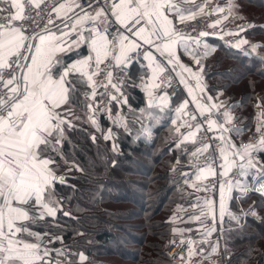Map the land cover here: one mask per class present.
<instances>
[{"label":"snow or ice","instance_id":"6c2138e0","mask_svg":"<svg viewBox=\"0 0 264 264\" xmlns=\"http://www.w3.org/2000/svg\"><path fill=\"white\" fill-rule=\"evenodd\" d=\"M240 9L235 0H0V264H77L74 256L83 264L89 259L65 245L57 220L60 214L78 219L66 207L70 194L61 190H75L66 165L87 171L63 146L84 130L80 122H87L118 150L116 134L111 127L102 131L98 113L128 130L126 117L114 116L112 106L128 105L125 89L137 86L129 74L133 67L146 97L136 117L144 139L152 137L153 120L175 113L169 170L180 202L168 218L173 225L168 264L251 259L256 249L234 257L228 242L245 217L264 219V94L254 99L252 132L238 121V105L220 99L226 89H209L202 63L217 47L206 39L210 36L264 63V43L248 38L255 25ZM198 17L210 31L192 35L196 27L188 22ZM180 49L190 62L181 59ZM216 75L233 78L231 71ZM174 78L190 100L177 97L173 109L167 88ZM205 115L206 121L200 119ZM246 132L251 135L244 138ZM91 139L97 138L92 134ZM182 160L184 167H178ZM250 193H258L259 200L247 209L235 203L246 202ZM177 221L193 226L178 227ZM39 222L46 230L33 229ZM53 225L61 230L51 231ZM259 252L264 255V248Z\"/></svg>","mask_w":264,"mask_h":264},{"label":"trees","instance_id":"16d2710c","mask_svg":"<svg viewBox=\"0 0 264 264\" xmlns=\"http://www.w3.org/2000/svg\"><path fill=\"white\" fill-rule=\"evenodd\" d=\"M236 1L246 19L255 25L248 29V38L264 43V0ZM208 40L217 45L205 62L209 89L225 88L224 99L238 105L235 115L241 126L254 130V99L264 94V63L256 56L228 49L216 38ZM132 70V80L136 82L135 68ZM229 71L232 79L216 75ZM125 91L132 106L127 131L109 121L105 113L98 114L102 131L111 127L116 134L117 151H113L111 140H104L102 132L87 122H80L84 130L72 134L71 142L64 144L65 154L70 159L74 157L87 171L81 172L71 163L66 165L71 169L67 176L75 190L67 186L61 190L63 195L70 194L66 207L78 219L60 214L57 220L61 222L65 245H71L73 253L83 251L88 256L83 264H168L166 251L173 226L168 218L180 202L172 184L175 174L169 170L175 155L169 151L173 127L170 121L175 114L166 111L159 121L153 120V135L145 140L132 118L145 105L144 93L132 85ZM92 134L96 141L91 139ZM251 200L258 201L259 194L250 193L245 203ZM260 216L264 217V212ZM190 224L177 221L175 226ZM32 227L44 231L47 225L39 222ZM50 230L61 229L53 225ZM76 230L83 235L74 234ZM228 243L234 257L243 256L250 248L256 249L249 261L234 260V264H264V255L259 252L264 248V219L249 217L240 230L233 228ZM74 259L81 264L78 256Z\"/></svg>","mask_w":264,"mask_h":264},{"label":"built area","instance_id":"2783aa9c","mask_svg":"<svg viewBox=\"0 0 264 264\" xmlns=\"http://www.w3.org/2000/svg\"><path fill=\"white\" fill-rule=\"evenodd\" d=\"M215 2H219V3H221L220 0H216ZM188 24H189L190 26H195V27H196V31H192V32H191L192 35H196L197 32L200 31V30H209V31H210V29H206V28H205V20H204L203 18H199V17H198L197 20L189 21ZM186 30H189V31H190L191 28H188V29H186ZM209 38H216V39L220 40L218 37H215V36H210V37H207L206 39H209ZM227 39H229V37H225V40H227ZM220 41H222V40H220ZM222 42L225 43L224 41H222ZM158 58H159V57H158ZM132 72H133V70L131 69V70H130V73H129L131 76H132ZM173 75H174V74H173ZM135 83H136V85H137L136 87L139 88V87H138L139 79H138ZM167 91H168L169 95L172 97V99H174V98L177 97L178 95L183 94V92L185 91V89L183 88L182 85H178L177 82H176V79L174 78L173 81H172V85H171V87H168V88H167ZM194 107H195V106L190 102V103H189V106H188V110H189V111H193V110H194ZM112 110H113V115H114V116H115L116 113H119V114L124 115V116L126 115L123 106H117V105L115 104V102H113ZM200 119L206 121V120L208 119V116L205 115V116H203V117H200ZM144 123L147 124L148 121L145 120ZM254 131H255V129L252 130V132H254ZM249 135H251V133H249L247 136H249ZM247 136H246L245 138H247ZM205 142H207V138H205ZM182 167H184V164H182ZM211 179H212V178L210 177L209 180H211ZM256 194H258V193H256ZM207 195L211 197V196H212V191L210 190V191L207 193ZM235 203L242 204V207H243L244 209H247V208H248L247 206H244V204H246V203L243 202V201H236ZM230 206H231V205H230ZM232 210H233V211H236V212H239V208H237V207H233ZM249 217H250V216L245 217L244 220L242 221V223L244 224V223L246 222V220H247ZM209 223H211L210 220H209ZM200 231H202V229H201ZM195 234H196V233H195V231H194L193 235H195ZM186 235H187V233H186ZM214 237H215V234H214ZM168 246H169V245H168ZM179 250H180L179 248H176V249H175V252H178ZM175 252H174L173 254H175Z\"/></svg>","mask_w":264,"mask_h":264},{"label":"crops","instance_id":"0c3cea01","mask_svg":"<svg viewBox=\"0 0 264 264\" xmlns=\"http://www.w3.org/2000/svg\"><path fill=\"white\" fill-rule=\"evenodd\" d=\"M215 1H216V0H213V2H215ZM220 1H221V4H224V3L227 2V0H220ZM235 1H236V0H235ZM197 2H200V0H197ZM236 2H237V1H236ZM237 3H238V2H237ZM240 10H241V9H240ZM246 20H248V19H246ZM248 21H249V20H248ZM237 23H239V21H237ZM207 40H208V39H207ZM208 41H209V40H208ZM211 42H212V41H209L210 44H212ZM179 51H180V54H181V59H182L185 63L190 62V59H191V58H190L186 53H184L182 49H180ZM206 60H207V57L204 58V59L202 60V63H204V65H205ZM134 68H135V67H134ZM135 73H136V76H137L138 79H139L140 73H137L136 70H135ZM138 89H140V88H138ZM141 91H142V89H141ZM142 92H143V91H142ZM144 97H145V96H144ZM177 97H179L180 99H189V100H190V97L187 96L186 90L183 92V94H180V95H178ZM177 97H175L174 99H172V107H173V109H174L175 105L178 103ZM220 99H224V96H221ZM145 100H146V97H145ZM128 105H129V104H128ZM128 105H123V108H124V111H125V113H126L125 117H126L127 121L129 122V119H131V116L129 115L131 110L129 109ZM144 106H145V105H144ZM98 114H99V113H98ZM115 115H117V113H116ZM139 115H140V113L138 112V110H136V116H135V117H132L133 120H134V123H138L136 117H139ZM137 128H138V132H139V134H141V132H140V124H139V123L137 124ZM141 135H142V134H141ZM152 135H153V133H152ZM252 202H253L252 200L249 201V202H247V207H248V205L251 204ZM250 217H251V216H250ZM248 219H249V218H248ZM248 219H247V220H248ZM247 220H246V221H247ZM226 221H227V217H226ZM232 223H234V222H232ZM242 225H243V223H242ZM192 226H193V224H190V225H184L183 227H192ZM226 226H227V225H226Z\"/></svg>","mask_w":264,"mask_h":264},{"label":"rangeland","instance_id":"374dc122","mask_svg":"<svg viewBox=\"0 0 264 264\" xmlns=\"http://www.w3.org/2000/svg\"><path fill=\"white\" fill-rule=\"evenodd\" d=\"M236 2V1H235ZM241 12H242V14L245 16V17H247V15L246 14H244V12L241 10ZM225 66H226V64H224ZM223 96H224V94H223ZM221 98V97H220ZM231 102V101H230ZM232 103V102H231ZM175 114V113H174ZM173 118H175V116H173ZM137 124L138 123H134V125H135V127L137 128ZM138 129V128H137ZM152 130H153V127H152ZM244 206H247V203L246 204H244Z\"/></svg>","mask_w":264,"mask_h":264}]
</instances>
